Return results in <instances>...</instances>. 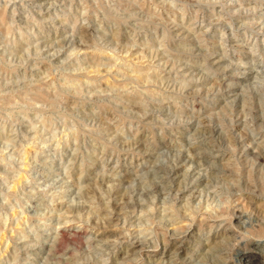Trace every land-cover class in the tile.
<instances>
[{"label": "clouds", "instance_id": "1", "mask_svg": "<svg viewBox=\"0 0 264 264\" xmlns=\"http://www.w3.org/2000/svg\"><path fill=\"white\" fill-rule=\"evenodd\" d=\"M0 13V264H264V0Z\"/></svg>", "mask_w": 264, "mask_h": 264}, {"label": "rangeland", "instance_id": "2", "mask_svg": "<svg viewBox=\"0 0 264 264\" xmlns=\"http://www.w3.org/2000/svg\"><path fill=\"white\" fill-rule=\"evenodd\" d=\"M0 15H3V13H0ZM249 258L250 256L246 255L241 250H237V253L235 254V259L239 262V264H244V262L247 261Z\"/></svg>", "mask_w": 264, "mask_h": 264}]
</instances>
